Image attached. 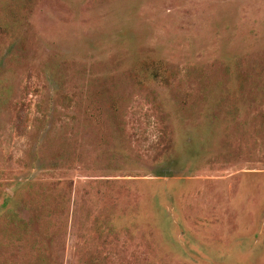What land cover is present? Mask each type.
I'll return each instance as SVG.
<instances>
[{"label": "rangeland", "instance_id": "obj_1", "mask_svg": "<svg viewBox=\"0 0 264 264\" xmlns=\"http://www.w3.org/2000/svg\"><path fill=\"white\" fill-rule=\"evenodd\" d=\"M0 209V264H264V0H0Z\"/></svg>", "mask_w": 264, "mask_h": 264}, {"label": "trees", "instance_id": "obj_2", "mask_svg": "<svg viewBox=\"0 0 264 264\" xmlns=\"http://www.w3.org/2000/svg\"><path fill=\"white\" fill-rule=\"evenodd\" d=\"M161 64H159V63H157L156 65H154V66H160ZM158 69L159 68H156V71H158ZM155 74H157V75H159V73L158 72H156ZM10 200H11V196L10 195H7L6 197H5V201H4V203H3V206L1 207L2 209L4 208H6L8 211H10V208H8L9 206V203H10ZM1 210V209H0Z\"/></svg>", "mask_w": 264, "mask_h": 264}]
</instances>
